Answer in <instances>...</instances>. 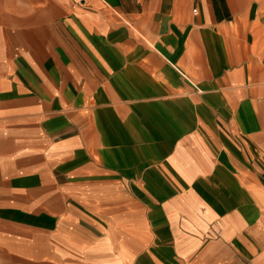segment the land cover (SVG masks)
I'll use <instances>...</instances> for the list:
<instances>
[{
	"label": "crops",
	"instance_id": "obj_1",
	"mask_svg": "<svg viewBox=\"0 0 264 264\" xmlns=\"http://www.w3.org/2000/svg\"><path fill=\"white\" fill-rule=\"evenodd\" d=\"M0 264H264V0H0Z\"/></svg>",
	"mask_w": 264,
	"mask_h": 264
}]
</instances>
